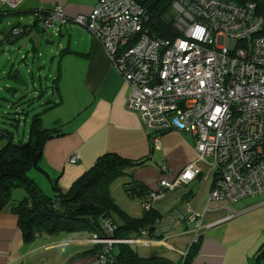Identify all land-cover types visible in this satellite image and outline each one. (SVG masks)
I'll return each mask as SVG.
<instances>
[{
  "label": "built area",
  "instance_id": "2783aa9c",
  "mask_svg": "<svg viewBox=\"0 0 264 264\" xmlns=\"http://www.w3.org/2000/svg\"><path fill=\"white\" fill-rule=\"evenodd\" d=\"M0 1L15 9L23 0ZM170 1L174 26L180 33L173 40L149 34L148 17L135 0H96L88 14L73 17L55 4L33 10L32 16L42 30H56V25L71 22L101 45L128 85L127 107L139 114L154 150L165 132L193 136L196 158L173 181L161 179L149 199L141 200L142 209L151 208L152 201L163 197L166 190L202 173L199 163L208 164L212 174L209 200L235 203L264 192V14L256 12L253 2ZM24 30L15 26L11 36H20ZM76 160V154L69 158L71 163ZM166 170L161 164L160 171ZM204 212L188 208L186 215L164 213L155 220L151 236L142 230L141 238L115 237L116 225L103 217L104 235L92 232L86 240L100 246V264L112 262L114 245L149 246L150 241L142 238L159 244L170 228L183 221L193 224L190 244L199 243ZM236 214L229 210L207 226Z\"/></svg>",
  "mask_w": 264,
  "mask_h": 264
},
{
  "label": "crops",
  "instance_id": "0c3cea01",
  "mask_svg": "<svg viewBox=\"0 0 264 264\" xmlns=\"http://www.w3.org/2000/svg\"><path fill=\"white\" fill-rule=\"evenodd\" d=\"M95 1L23 0L15 9L0 1L5 6L0 8V21H14L11 27L23 26L26 29L24 34L30 35V41L35 38L39 40L40 35L36 31L42 28L31 17V12L39 9L38 5L49 8L60 4L66 15L73 17L88 14ZM15 17L21 22L16 21ZM11 27L7 34L0 30L1 48L18 38L10 39ZM56 28L51 32L59 37L53 50V56L57 55V71L52 77L57 80L54 84L44 83L45 88H42V80H39V91L45 93L43 96L49 95L46 102L48 116L52 119L45 122L41 117L40 122L44 128L58 125L63 134L44 143L39 168H36L39 173L31 168L27 176L45 194L53 196L51 182L54 179L65 190L99 156L115 153L130 160L148 158L144 165L135 167L133 174L135 180L152 191L158 188L161 179L173 181L179 171L197 156L193 136L174 130L165 132L160 136L159 148L152 150L149 134L139 114L127 107L129 87L107 59L101 45L87 31L71 22ZM50 44L54 46L55 40ZM51 85H54V90L48 88ZM34 87L35 82L33 89H36ZM4 133L8 134L6 131ZM6 138L0 131V147ZM73 154L77 155V160L71 163L69 158ZM154 160H157L156 166ZM161 164L166 165L165 172L160 171ZM203 178L202 172L189 183L166 190L163 197L151 203L152 208L161 215L171 211L186 215L187 206L196 212L205 211L202 216L204 229L196 251L187 264H264V257L257 260L258 252L264 247V192L235 203L208 200L205 190L208 188L210 191L212 180L203 185ZM25 195L23 188H15L10 203L0 212V264H99L97 253L86 252L93 247L86 240L92 232L76 235L66 232L40 233L30 242H24L18 218L10 208ZM138 201L139 209H134V214L123 211L131 217H140L141 199ZM212 201L215 203L211 207ZM164 203H167L166 211L161 210ZM229 210L238 214L207 226L223 218ZM170 229L159 244L154 239L142 238V241H150V245L138 243L131 246L147 249L143 255L139 253L142 256L161 255L177 262L178 259L174 260L157 250L162 247L182 258L192 240L193 224L183 221Z\"/></svg>",
  "mask_w": 264,
  "mask_h": 264
},
{
  "label": "trees",
  "instance_id": "16d2710c",
  "mask_svg": "<svg viewBox=\"0 0 264 264\" xmlns=\"http://www.w3.org/2000/svg\"><path fill=\"white\" fill-rule=\"evenodd\" d=\"M135 1L145 10L148 17L145 25L150 35L165 40H173L180 36L174 26V13L170 0ZM226 1L239 5L253 2L256 12L264 14V0ZM56 80L53 78L51 84H54ZM48 88L54 90L55 87L51 85ZM44 94L43 91L39 92L38 97L41 98ZM40 120L38 114L32 115L26 141H15L11 132L0 128L1 133L7 137L0 147V212L10 203L12 191L15 188H23L26 195L10 209L18 218L24 242L33 240L36 232L53 234L87 231L103 236V217L111 219L116 225L113 233L115 237L141 238L142 230L149 231L148 236H151L153 224L161 214L151 207L147 210L142 209L140 217H131L108 195L109 186L116 178L127 174L130 167L144 165L148 158L130 160L115 153H105L99 156L94 164L79 175L67 189H61L54 179L51 182L54 195L49 196L27 176V172L31 168H39L44 143L50 138L61 136L63 132L59 128L40 126ZM151 148L154 150L153 147ZM123 188L129 196L138 197L141 200H148L151 192L135 179L125 181ZM197 245L198 243L189 244L181 264L188 263ZM114 246L112 262L109 264H177L161 255L142 256L129 244L120 243ZM99 250L100 246L95 245L86 252L98 253ZM263 257L264 247L258 252L257 260Z\"/></svg>",
  "mask_w": 264,
  "mask_h": 264
},
{
  "label": "rangeland",
  "instance_id": "374dc122",
  "mask_svg": "<svg viewBox=\"0 0 264 264\" xmlns=\"http://www.w3.org/2000/svg\"><path fill=\"white\" fill-rule=\"evenodd\" d=\"M45 6L46 5H44L43 7V5L41 4L38 5L39 9L48 8ZM0 8L3 9L5 8V6L0 3ZM31 17L33 20L32 12ZM15 19L16 21H20L16 17ZM11 20L13 19H10L9 21ZM11 22L7 23L6 19L0 21V30H4V33L7 34L9 28L11 27ZM56 27H58V25H56ZM40 30L38 29L36 31V34L40 35L39 40L35 38L34 40L30 41V35L27 33L22 34L18 38L9 42L8 45H4L3 48L0 47V128L7 129L9 132H11L15 141H26L28 139V129L33 114H38L40 118L42 117L45 119V122L52 119V117L48 116L49 112L47 110L48 103L46 101L49 98V95L46 94L41 98L37 96L40 92L39 80H42V84L44 87V83H47L49 85L53 79L52 76L54 75V73L56 75L57 55L55 57L53 56V50L57 47L59 37L53 35V32H51V28L47 30ZM10 39L12 40L13 38L10 36ZM49 39L51 41L55 40L54 46H51L52 44H50L51 41ZM33 47H36V49L34 50ZM14 75L15 78H12V76ZM34 82V88L36 89H33ZM13 89L16 91H13ZM63 113L65 114V109ZM16 119L19 120L16 121ZM40 126L43 127L41 122ZM53 126L58 127V125ZM63 128H65V126ZM0 143H2L1 140ZM208 160L212 161V158H208ZM154 163L156 166L157 160H154ZM198 165L200 169H202L204 177L201 180V183L203 185H206L212 180V174L210 173L209 165L206 163H199ZM34 169V171L37 172L36 168ZM134 169L135 167H130L128 169L129 171H127L126 169L129 175L127 173L123 176L116 178L110 184L108 191L109 197L116 204H118L122 210L129 214H134V209H139V198L129 196L124 191L122 183L124 181L134 179ZM205 192H207V197L209 200V189L207 188ZM214 203V201L210 202V206L212 207V204ZM166 208L167 203H164L161 210L166 211ZM188 208L189 207L187 206V209ZM191 226L192 225H190V227ZM71 234L76 235L86 233L78 231L73 232ZM135 249L138 251V253L142 255L143 253L147 252V249L140 248L138 246H136ZM158 251H162L164 255H167L174 260L178 259L176 262L177 264H181L183 260V257L179 259L176 253L171 252L169 250H164L162 247H160L157 252Z\"/></svg>",
  "mask_w": 264,
  "mask_h": 264
},
{
  "label": "bare ground",
  "instance_id": "6f19581e",
  "mask_svg": "<svg viewBox=\"0 0 264 264\" xmlns=\"http://www.w3.org/2000/svg\"><path fill=\"white\" fill-rule=\"evenodd\" d=\"M86 238V237H85ZM154 244V243H153ZM156 244V243H155Z\"/></svg>",
  "mask_w": 264,
  "mask_h": 264
}]
</instances>
